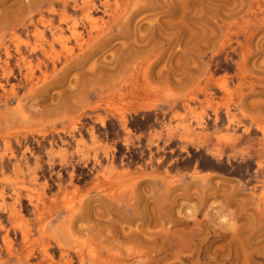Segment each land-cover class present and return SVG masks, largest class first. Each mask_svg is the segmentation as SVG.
Returning <instances> with one entry per match:
<instances>
[{
	"label": "rangeland",
	"instance_id": "1",
	"mask_svg": "<svg viewBox=\"0 0 264 264\" xmlns=\"http://www.w3.org/2000/svg\"><path fill=\"white\" fill-rule=\"evenodd\" d=\"M0 264H264V0H0Z\"/></svg>",
	"mask_w": 264,
	"mask_h": 264
},
{
	"label": "bare ground",
	"instance_id": "2",
	"mask_svg": "<svg viewBox=\"0 0 264 264\" xmlns=\"http://www.w3.org/2000/svg\"><path fill=\"white\" fill-rule=\"evenodd\" d=\"M84 5V9H83V11L86 13V17L90 20V21H92L91 19H92V17H90V11H89V7L87 6L88 4L87 3H85V4H83Z\"/></svg>",
	"mask_w": 264,
	"mask_h": 264
}]
</instances>
